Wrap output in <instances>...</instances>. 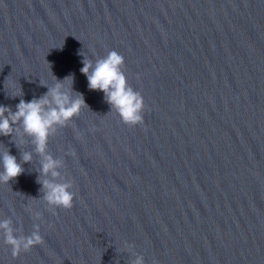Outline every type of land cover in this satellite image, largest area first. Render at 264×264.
<instances>
[{
	"label": "water",
	"instance_id": "obj_1",
	"mask_svg": "<svg viewBox=\"0 0 264 264\" xmlns=\"http://www.w3.org/2000/svg\"><path fill=\"white\" fill-rule=\"evenodd\" d=\"M112 50L145 101L136 127L80 71ZM54 75L89 106L47 149L74 206L43 199L19 125L22 145L0 135V153L33 156L0 183V221L44 238L14 258L0 230V264H264V0H0V106Z\"/></svg>",
	"mask_w": 264,
	"mask_h": 264
},
{
	"label": "clouds",
	"instance_id": "obj_2",
	"mask_svg": "<svg viewBox=\"0 0 264 264\" xmlns=\"http://www.w3.org/2000/svg\"><path fill=\"white\" fill-rule=\"evenodd\" d=\"M83 67L80 71L87 77L90 90L102 91L107 103L120 117L121 121L129 127H136L143 124L145 101L139 91L134 90L128 84L123 68L125 57L116 50L97 59L94 63L84 56ZM56 81L53 86L47 87L48 91L39 98L31 101L21 99L16 105V110L9 106H0V135L11 137L12 143L22 145V138H17V126L22 128L23 133L30 137L37 154L43 157L41 161V177L51 176L52 179L38 177L37 183L41 184L43 199L57 213V209H71L74 206L76 193L71 189V182L58 183L59 171L62 162L48 154L49 138L59 128H66L71 125L75 117H78L86 104L80 93L73 95L72 85L74 76H66L63 80L54 75ZM20 95H13V98ZM68 155L75 156L73 150ZM22 163L12 155L10 149L0 153V183L9 185L11 181L19 177L24 171V164L31 163L33 156L31 152L21 153ZM39 218V213L36 214ZM11 220L0 221V230L4 232V243L11 247V255L17 258L21 253H27L33 247L44 242L40 234V225L34 226L30 235H17L12 226ZM52 227V226H50ZM134 264H145L143 256H138Z\"/></svg>",
	"mask_w": 264,
	"mask_h": 264
}]
</instances>
